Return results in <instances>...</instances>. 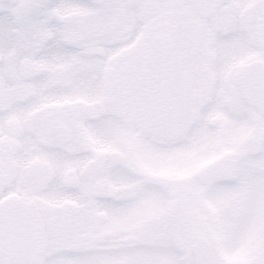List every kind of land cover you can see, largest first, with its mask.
I'll use <instances>...</instances> for the list:
<instances>
[{
  "label": "snow or ice",
  "instance_id": "obj_1",
  "mask_svg": "<svg viewBox=\"0 0 264 264\" xmlns=\"http://www.w3.org/2000/svg\"><path fill=\"white\" fill-rule=\"evenodd\" d=\"M0 264H264V0H0Z\"/></svg>",
  "mask_w": 264,
  "mask_h": 264
}]
</instances>
